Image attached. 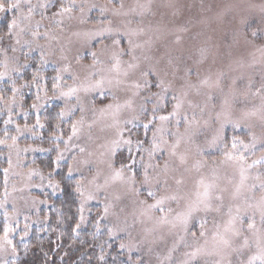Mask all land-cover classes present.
I'll use <instances>...</instances> for the list:
<instances>
[{
	"label": "rangeland",
	"instance_id": "374dc122",
	"mask_svg": "<svg viewBox=\"0 0 264 264\" xmlns=\"http://www.w3.org/2000/svg\"><path fill=\"white\" fill-rule=\"evenodd\" d=\"M31 2L35 6L31 25L34 27L39 21L41 35L34 38L29 32L20 38V44H16L15 38L9 39L5 34L3 41H0V73H5L0 79V85L7 82L11 90L0 98V111L5 115L6 127L0 137V140L4 141L0 144V152L5 154L0 213L4 219V228L8 226L13 229L8 235L10 244L2 239L4 230L0 235V264H6L14 258V236L18 232L26 234L33 225L38 224L40 208L46 205L49 197L58 190V183L51 175L52 171L36 164L35 159L40 155H51L54 161L53 170L65 164L69 174L71 168V177L76 179V188L80 185L85 195L88 192L96 194L95 199L84 202V198L77 193L79 225L84 226L92 217L96 224L101 223L107 230L116 222L117 216L121 219V227L125 216L131 223V213L136 207L135 197L128 193L125 184L119 181L110 183L99 192H96V185L103 184L114 168L127 162L129 147L132 155L136 157V169L140 172L142 164L151 162L162 165L169 159L167 149L179 139L177 156L170 158V165L174 170L170 172V177L183 180L182 192L194 191L197 181L201 178L206 182L215 181L221 188H231L230 181L238 182V171L233 163L226 159V153L244 152L248 164L264 158V150L261 149L264 144V119L261 118L260 111L264 108V54L258 51L264 48V13L261 12L264 0H123L124 11L135 9V12L120 17H113L111 11L101 13V8L113 7L109 0H75V5L72 0ZM93 4L96 5L95 8L91 7ZM140 5L143 7H139ZM62 6L72 7V11L55 15L60 12ZM6 13L9 15L10 24L14 13L0 12V18ZM82 20L85 22L81 23ZM109 20H112L113 27H118L120 31H124L125 26L143 28L140 36L133 37L135 43L143 45L136 54L142 56L143 53H167L164 62L171 58L179 67V71L175 78L171 75L168 77L172 86L168 94L161 93L159 98L152 95L160 92L155 87L150 92L141 91L138 96L113 88L112 92L116 94L119 103L131 99L132 106L121 108L115 117L108 114L100 118L99 113L94 115L92 111L93 107L103 106L100 99L96 98L95 92H81L79 100L63 98L59 96V90L52 89V83L57 74L64 77L62 83L68 86L74 84V80L69 78L70 75L84 80L87 66L92 62L88 53L97 51L101 45L96 44L93 47L83 36L78 37L73 33L107 27ZM253 31H257L258 35L252 36ZM44 33H48V36L45 37ZM25 41L29 43L26 44ZM106 43L110 44L111 41ZM12 47L16 48L15 52L11 51ZM149 48L151 52L148 51ZM4 49H8L6 55ZM123 59L128 60L129 56ZM101 60L104 63L97 65L98 72L109 66L106 56H101ZM66 67L68 71L64 72ZM188 69H192V73L186 76ZM102 74L109 75L107 72ZM99 78L98 75L96 79ZM182 79H190L195 84L207 79L209 83L200 86L199 96L194 90L189 94L178 117L161 122L158 117L168 115L172 111L176 102L172 96L180 94ZM105 87L107 90L108 86ZM257 89L261 91L257 92ZM62 90L67 91V87ZM208 96L212 99L207 101L203 113L199 108L195 109L198 123L189 129L183 121L185 114L189 119L193 116V109L188 106L187 100L198 102L203 107ZM146 97H151L147 103ZM225 100L228 101L227 105L224 104ZM108 102H111V98L105 101ZM34 104L36 107H33ZM141 105L148 110L146 113L141 110ZM80 107L84 109L83 112L79 110ZM153 107L157 108V119L145 135L143 124L152 118ZM72 108L76 110L69 114L68 110ZM62 111L65 113L63 117L60 116ZM253 112L256 114L252 115ZM81 117L84 123L77 124L78 131L73 136L72 125ZM177 120H180L179 126ZM114 123L116 127H112ZM161 127L164 129L163 140L168 142L167 145L161 144V147L166 151L162 156L157 153L158 159L149 161L143 149L137 152L136 141H146L143 148H148L152 132ZM117 129L122 130V136L117 135ZM177 132L179 136L169 135ZM234 137L242 140L244 144L255 141L257 147L245 152L243 145L238 143L237 148L232 149ZM129 139L132 141L130 146L124 143ZM117 140L119 144L114 143ZM81 148L84 149L83 152L80 151ZM180 155L187 157L186 164H180ZM109 163H112L114 168H109ZM248 174V183L254 182L253 177L264 174V163L252 167ZM97 176L98 179L94 180ZM169 184L172 190H175L173 179H169ZM136 187H140L139 183ZM117 196L121 197V200H116ZM105 204L112 205L106 218ZM121 208L124 209L123 212L120 211ZM81 215L84 217L83 221L80 219ZM257 224L259 226L258 217ZM144 227H151V224H137L135 228L128 229L131 235L121 233L115 240L118 245H133L131 249L123 250L129 255L142 257L144 264H160L161 261L168 264L164 257L172 247L175 237L168 233L167 228L158 230L155 236H162L163 239H157L152 245L139 243L137 250L136 245L143 236ZM240 242L242 241H238ZM187 250L181 246L174 252L171 264H180L185 259L183 253ZM255 252V245H252L239 254V259L246 261ZM237 256L238 254L232 256L233 264H237ZM211 259L201 257L198 264H205L206 260ZM256 264H259V261Z\"/></svg>",
	"mask_w": 264,
	"mask_h": 264
},
{
	"label": "snow or ice",
	"instance_id": "6c2138e0",
	"mask_svg": "<svg viewBox=\"0 0 264 264\" xmlns=\"http://www.w3.org/2000/svg\"><path fill=\"white\" fill-rule=\"evenodd\" d=\"M109 3L113 7L111 9L101 8V13L111 11L113 17H120L127 16L130 12H135V9L124 11L125 6L123 0H109ZM72 4L75 5V0H72ZM39 6L46 7V5ZM91 7L95 8L96 5L93 4ZM139 7L142 8L143 5ZM4 11L14 13V17L8 25L6 35L9 39L15 38L16 44H20V38L29 32L34 38L41 35L39 31L40 22L37 21L34 27L31 25L35 11V6L32 5L31 0H0V12ZM71 11L72 7L62 6L60 12L55 15H62L63 13H70ZM81 11L83 12V8H81ZM89 11H91V8ZM261 12L264 13V7L261 8ZM84 22L83 20L81 21V23ZM130 23L129 21L128 24L130 25ZM107 24V27H99L83 33H73L78 37L83 36L86 41L91 42L93 47L96 44L101 45L97 51L88 53L92 58V62L87 66L88 70L84 80L70 75L69 78L74 80V84L68 86L62 83L64 77L57 74L53 78L52 83V89L59 90V96L63 98H76L79 100V93L89 94L95 92L96 98L100 99L103 106L93 107L92 111L94 115L99 113L100 118L108 114L115 117L121 108L132 106L131 99H126L123 103H119L116 94L112 92L113 88L117 91L131 92L132 96H138L141 91L150 92L155 87L160 92L152 93V95L159 98L161 93H169L172 81L168 80V77L171 75L175 78L179 71V67L173 63L171 58L166 63L164 62V57L168 55L167 53L163 55H158L156 52H153L152 55L143 53L142 56L136 54L137 50L141 49L143 45L135 43L133 37L140 36L144 31L143 28L125 26L124 31H120L118 27H113L112 20H109ZM15 29H18V31H14ZM43 35L47 37L48 33H44ZM257 35V31L252 32V36L255 37ZM3 39L4 37L0 36V41H3ZM108 40L111 41L110 44L106 43ZM25 43L27 44L29 42L25 41ZM3 51L6 55L8 49H4ZM11 51L15 52L16 48L12 47ZM148 51L151 52L152 50L149 48ZM258 51L264 54V48L258 49ZM101 56H106L109 66L98 72L96 71L97 65L104 63L101 60ZM125 56H129V59L124 60L123 57ZM63 71L67 72L68 68H64ZM104 72H107L109 75H103L102 73ZM191 73L192 69H188L185 75L189 76ZM4 75L5 73H0V79ZM98 75L100 78L96 79ZM208 83L209 81L207 79L199 81V84L192 83L190 79H182L180 82V94H174L172 96V99L176 101L172 106V111L168 115L159 116L158 119L161 122H167L178 117L189 94L194 90L195 94L199 96L201 94L200 86L208 85ZM106 85L108 86L107 90ZM63 87H67V91L62 90ZM262 88H264V85H262ZM260 91L261 89H257V92ZM109 98H111V102L105 103ZM150 99L151 97H146L145 102L147 103ZM211 99L212 97L208 96L203 107L198 102L187 100L188 106L193 109V116L189 119L185 114L183 121L189 129L193 124L198 123L195 109L199 108L200 112L203 113L207 107V101ZM227 103L228 101L225 100L224 104L227 105ZM33 107H36V105L34 104ZM75 110V108L69 109V114ZM79 110L81 112L84 111L82 107ZM141 110L145 113L148 111L144 105H141ZM156 111L157 108L153 107L152 118L148 123L143 124L145 135L151 130L150 126L157 119L155 115ZM260 111L261 118L264 119V108ZM251 114L255 115L256 113L253 112ZM64 115L65 113L62 111L60 116L63 117ZM83 123L84 119L81 117L76 124L72 125L73 136L78 131L77 124ZM125 123H131V121H125ZM177 125H180V120H177ZM112 127H116V123ZM236 127H239V125H236ZM157 133L161 135L158 136ZM163 133L164 129L162 127L156 128L152 132L150 146L146 149L143 148L146 141L137 140V152L143 149L147 153L149 161L153 158L158 159L157 153H160L162 156L166 151L165 148L161 147V144L167 145L168 143L163 140ZM117 135L122 136V130L117 129ZM169 135L179 136V133H169ZM2 143L4 141L0 140V144ZM114 143L119 144V141H114ZM124 143L130 146L132 141L129 139L124 141ZM238 143L243 145L245 152L250 148L255 149L257 147L255 141L251 144H244L242 140L234 137L231 143L232 149H236ZM179 144L180 140L176 139L170 148L167 149L169 159H166L162 165L151 162L142 164V171L140 172L136 169L137 161L136 157L132 155L131 147H129V155L126 163H122L118 168H114L112 163L108 164V167L114 168V170L111 176L104 179L103 184L96 185V192L108 187L110 183L119 181L125 184L127 192L135 197L134 204L136 206L131 213V223H129L128 217L125 216L122 221L123 227H121V219L119 216L116 217V222L107 230L109 238L115 239L121 233L131 235L128 229L135 228L137 224H151V227L143 228V236L136 245L137 250H139V243L152 245L156 243L157 239H163L162 236L156 237L155 233L158 230L167 228L168 233L175 237L172 247L169 248L167 255L164 257V260L168 261V264H171L173 253L181 246L188 250L183 253L185 259L180 264H198L201 257L212 258L211 260H206L205 264H233L232 256L234 254H238L237 264H256L257 261H259V264H264V174H257L252 178L254 182L248 183L249 170L255 165L264 163V158L254 160L251 164H248L244 152L226 153V159L231 161L238 171V182L232 183L230 181L229 183L232 184L231 188H221L215 181L206 182L201 178L197 181L194 191L182 192L181 186L184 183L183 180L177 179L174 176L170 177V172L174 171L170 165V158L177 156L176 150ZM225 146L227 147V145ZM261 149L264 150V144L261 145ZM80 151L83 152L84 149L81 148ZM141 160H143V156H141ZM179 162L181 165L186 164L187 157L180 155ZM196 167H199V162H197ZM71 174L72 169L69 168V176ZM170 178L174 180L176 185L175 190H172L169 184ZM95 179H98V176ZM138 183L140 185L139 188L136 187ZM76 191L84 198V202L96 198L94 192H88L85 195L81 191L80 185L77 186ZM257 193H259L258 196ZM141 196L144 198L141 199ZM116 200H121V197L117 196ZM172 205H176V207H172ZM110 207L112 205L105 204L104 218L108 216ZM80 211L81 213L83 212V204ZM120 211L123 212L124 209L121 208ZM257 217L259 218V226L257 224ZM80 219L83 221V215H81ZM210 222L211 227H209ZM79 227L80 225L77 224L76 228L79 229ZM10 231H13V229L5 226L2 238L9 244L11 243V240L8 239ZM246 232L248 235H245ZM238 241L242 242L238 243ZM252 245H255V254L250 255L246 261L239 259V254H242L245 249L250 248ZM132 247L133 245L125 243L119 245L121 250L125 248L131 249ZM149 251H151V248H149ZM103 259L104 257L101 256L100 260ZM131 259V256H129V264H131ZM137 260L138 264H144L142 257H137ZM160 264H164V261H161Z\"/></svg>",
	"mask_w": 264,
	"mask_h": 264
},
{
	"label": "trees",
	"instance_id": "16d2710c",
	"mask_svg": "<svg viewBox=\"0 0 264 264\" xmlns=\"http://www.w3.org/2000/svg\"><path fill=\"white\" fill-rule=\"evenodd\" d=\"M7 13L0 18V36L6 34L9 25ZM6 82L0 85V98L11 92ZM49 122V119H48ZM6 131L5 115L0 111V137ZM48 155L36 157V164L48 171L58 183L56 194L39 211V222L26 234L18 232L13 238L16 255L6 264H138L136 255L127 254L119 248L115 239L101 223L90 218L79 229V204L75 178L69 176L65 164L53 170L54 161ZM45 157V158H44ZM5 154L0 152V195L4 189ZM75 229V231H74ZM4 219L0 213V235ZM103 256L104 259L100 260Z\"/></svg>",
	"mask_w": 264,
	"mask_h": 264
}]
</instances>
